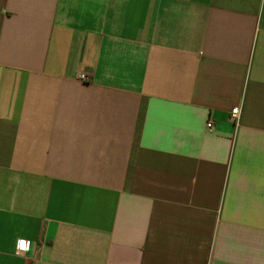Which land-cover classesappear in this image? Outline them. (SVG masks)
<instances>
[{
  "label": "crops",
  "instance_id": "0c3cea01",
  "mask_svg": "<svg viewBox=\"0 0 264 264\" xmlns=\"http://www.w3.org/2000/svg\"><path fill=\"white\" fill-rule=\"evenodd\" d=\"M0 264H264V0H0Z\"/></svg>",
  "mask_w": 264,
  "mask_h": 264
},
{
  "label": "built area",
  "instance_id": "2783aa9c",
  "mask_svg": "<svg viewBox=\"0 0 264 264\" xmlns=\"http://www.w3.org/2000/svg\"><path fill=\"white\" fill-rule=\"evenodd\" d=\"M78 77H79V79H82V80H88L89 79V77L85 76L84 74H79ZM240 112H241L240 106H235V107H233L230 110V114L229 115H230L231 120L235 124V126L239 125ZM206 127H207V130L212 131L213 122L211 120H208L207 123H206ZM17 242H18V240L15 243V250H14L15 253H16V250H17ZM28 253L29 252L23 253L22 255H16V254L15 255L18 256V257L24 258V257L27 256Z\"/></svg>",
  "mask_w": 264,
  "mask_h": 264
},
{
  "label": "clouds",
  "instance_id": "9594fccd",
  "mask_svg": "<svg viewBox=\"0 0 264 264\" xmlns=\"http://www.w3.org/2000/svg\"><path fill=\"white\" fill-rule=\"evenodd\" d=\"M32 249V242L30 240H25L19 238L17 242L16 255H22L23 253L29 252Z\"/></svg>",
  "mask_w": 264,
  "mask_h": 264
}]
</instances>
